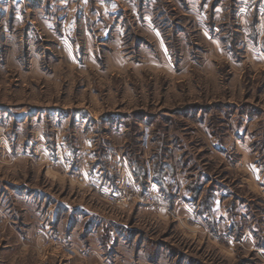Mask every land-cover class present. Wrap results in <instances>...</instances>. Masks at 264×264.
Masks as SVG:
<instances>
[{
    "label": "rangeland",
    "instance_id": "obj_1",
    "mask_svg": "<svg viewBox=\"0 0 264 264\" xmlns=\"http://www.w3.org/2000/svg\"><path fill=\"white\" fill-rule=\"evenodd\" d=\"M0 3V264H264V67L244 62L239 49L228 62L220 47L229 40L213 45L205 23L215 0ZM129 8L155 21L169 59L127 22ZM112 14L126 19L121 36L73 37L66 49L35 20ZM223 19L234 21L231 13ZM70 49L84 56L69 58ZM92 51L96 65L86 58ZM60 111L66 123L54 121ZM79 111L97 122L73 121ZM83 125L93 140L77 137ZM55 129L70 154L90 141L128 170L99 195H83L81 173L65 175L32 152L54 149ZM163 159L174 169L165 194L155 171L144 184ZM63 205L115 220L124 237L107 244L102 235L95 251L72 258L58 234L44 235L50 228L28 243L54 207L64 208L57 218L64 232L71 217Z\"/></svg>",
    "mask_w": 264,
    "mask_h": 264
},
{
    "label": "crops",
    "instance_id": "obj_2",
    "mask_svg": "<svg viewBox=\"0 0 264 264\" xmlns=\"http://www.w3.org/2000/svg\"><path fill=\"white\" fill-rule=\"evenodd\" d=\"M52 1L53 0H50L51 3ZM14 2L18 3L20 2V0H14ZM225 2L227 4H225ZM113 4L114 3L112 2V7ZM0 5H2V3H0ZM211 7V20H209V23H205L206 26H210L212 28L210 29L211 35H206L210 36L208 38H210L213 45L224 42V39L229 40L230 45L220 47V50L222 52L220 54L224 58H226L228 62L229 60L233 61L234 57H236V55H234L233 53L239 49V51L244 53L242 55L244 62H247V64L251 66L256 65L264 67V0H215V3L211 4ZM83 8L84 5L82 3V5L76 9L81 10ZM115 11H117L116 8L114 10V13ZM127 11L130 12L134 17L133 19H128L127 22L131 23V25L136 23V27L138 26L139 28H141L143 33L153 38L157 46L156 53H159L157 57L161 56L163 60L166 58L169 59V54H166L165 56V47L162 41V34L161 31L157 29L155 21L151 20L150 18L138 17L135 13H132L131 8H129V10ZM226 13H231L232 20L234 21H228L224 19L220 21V17L222 18L224 15H226ZM30 14L31 13H29V15ZM112 16V19L109 18L104 20H96L95 18H93L92 21L83 20L81 19L83 17L79 18L76 16L53 19L50 21H44L37 18H35V20L38 21V27H42L43 30L45 29L47 35H51L55 38V40L57 41L56 48L66 49L68 43L72 41L73 37H82L89 40L90 36L92 35L107 37V35L109 36L110 34H114L116 36H121V34L123 33V27H125V25H122V23L126 19H118L115 14H112ZM217 21H220L221 25H218ZM87 23L88 25L95 24L94 26L96 27V31L95 29L93 31H90L86 28L84 31H82L81 26L86 27ZM51 24L53 27H51ZM219 28H221V30ZM70 50L71 51L65 50L69 58H73L75 60L84 56V54H81V52L75 53L76 50ZM97 54L99 55V53H95L94 51H92V53H86V58L94 65H96V57L98 56ZM36 56L38 55H35L34 57ZM120 57L121 56L118 54L117 56H115L117 60L120 59L121 61V58L123 57ZM120 61L118 60V63ZM234 66L241 67L242 65L238 64ZM54 111V113L58 112L57 110ZM54 113L51 114L53 115ZM58 115L59 117L56 116L54 121L66 123V119H62L66 118V115H64L61 111ZM80 118L83 123L89 121L97 122V118H94L90 111L76 112L73 121L76 122ZM108 118L113 117L111 116ZM105 119H107V117ZM90 130L91 129H89V127L85 129L84 125L81 126V130L77 132L79 134V136L77 135V137L84 140H93V133L95 131ZM62 131L63 130L61 129H55L56 134L54 149L46 150L43 148H37L36 146L34 150H32V152H34V155L36 157L38 156L40 160H43L46 165H49L50 167H54L56 169H60L61 172L63 171L65 173V175L73 176L72 172H76V174L78 175L81 173L82 177L80 178L81 180L79 183V189L82 190L83 195H99V192L102 191V188L106 189L108 186L113 187L115 185L118 177L116 174L117 172H121L124 169L125 172L128 170L129 167L125 162H117L116 160L111 161L112 153L108 152V149L106 147L103 148L102 146L100 149L95 148L94 146H89L88 143L91 144L90 141H88V143H85L84 141L83 144H86V146H83L82 149H73L72 154H70V150L66 149L62 144L65 141L62 138ZM65 137L66 136H64V138ZM92 145H94V142L92 143ZM103 152L105 157L103 156ZM103 162L108 163V166L107 164H103ZM67 163H70L71 165H69L66 169L65 166L67 165ZM157 163L159 164L156 165V170H153L152 174L148 173L149 177H147L146 175V181L144 184H153L152 178L154 176L153 172L155 171V177L157 178L155 186L158 191L160 190L165 194V190L163 189L165 185L167 187H170L168 186L166 179L168 176H170V172L174 169L169 163L164 161V159L159 160ZM51 172H53V170H51ZM159 176H161L160 179ZM191 197L192 198L188 201H193L194 203L196 197L192 195ZM65 207H68L67 213L71 218L68 220L69 223L66 224V229L64 230V232L60 231L57 225V218L59 215L58 209L61 207H54L53 210L48 209V217L43 220V223L45 224L44 227L41 228L34 225L37 230H30L28 234L30 237L28 243L35 239L33 245H37L38 234L45 232L50 228V230L46 231L44 235L47 236L48 234L52 233L58 234L62 239V243H64L65 245H69L72 248V252L69 255V257L72 258V255L74 254L76 256H80V254L88 255V251H95V247L98 246V241L101 242L102 235H104L107 239V244H114V242H116V239L120 240L122 239V237H124V233L122 231L121 233L118 232V227L116 226V223H114L115 220H105V218L101 217V214L99 212L89 210L83 206H81L77 210L72 209L69 206ZM61 209L63 210L64 208ZM34 218L35 221L39 222L41 226L39 215L35 216ZM102 264L111 263L105 262V260L102 259Z\"/></svg>",
    "mask_w": 264,
    "mask_h": 264
},
{
    "label": "built area",
    "instance_id": "obj_3",
    "mask_svg": "<svg viewBox=\"0 0 264 264\" xmlns=\"http://www.w3.org/2000/svg\"><path fill=\"white\" fill-rule=\"evenodd\" d=\"M107 198H109V199L112 200V201H117V200H118L117 197L114 196V195H112V196H108ZM121 199L123 200L124 198L122 197Z\"/></svg>",
    "mask_w": 264,
    "mask_h": 264
}]
</instances>
